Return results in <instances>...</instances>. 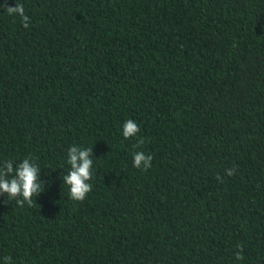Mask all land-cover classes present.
<instances>
[{"label":"trees","instance_id":"trees-1","mask_svg":"<svg viewBox=\"0 0 264 264\" xmlns=\"http://www.w3.org/2000/svg\"><path fill=\"white\" fill-rule=\"evenodd\" d=\"M19 2L28 28L0 8V165L31 158L44 191L0 194V264H264V0ZM72 146L93 148L83 201Z\"/></svg>","mask_w":264,"mask_h":264},{"label":"clouds","instance_id":"clouds-1","mask_svg":"<svg viewBox=\"0 0 264 264\" xmlns=\"http://www.w3.org/2000/svg\"><path fill=\"white\" fill-rule=\"evenodd\" d=\"M0 8L6 9L11 15L21 17L23 27L28 28L31 21L26 15L24 5L17 0L15 6H9L7 0ZM140 128L137 123L128 119L123 125L122 134L125 139L134 137ZM139 143H143L140 141ZM93 148H81L72 146L68 149V163L70 171L63 177V182L69 186L70 197L75 201H83L87 194L92 190V185L89 181L92 179L93 167ZM152 161L151 155H145L143 152L134 154V166L137 168L143 167L144 170L150 168ZM41 168L31 158H25L15 167L13 161L5 160L0 165V194L6 193L8 198L15 199L16 203L23 206L25 203L28 206H33V196L39 195L44 191V182L40 179ZM228 175H233L235 169H227ZM220 178L219 175L217 177ZM242 245L238 246L236 259L243 260ZM5 264H9L11 257H4Z\"/></svg>","mask_w":264,"mask_h":264}]
</instances>
